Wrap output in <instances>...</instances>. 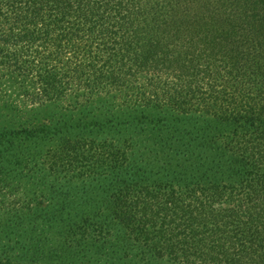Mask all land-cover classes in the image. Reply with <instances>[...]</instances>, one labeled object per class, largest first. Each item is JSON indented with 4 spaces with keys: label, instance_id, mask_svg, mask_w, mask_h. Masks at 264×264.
Wrapping results in <instances>:
<instances>
[{
    "label": "trees",
    "instance_id": "obj_1",
    "mask_svg": "<svg viewBox=\"0 0 264 264\" xmlns=\"http://www.w3.org/2000/svg\"><path fill=\"white\" fill-rule=\"evenodd\" d=\"M9 76L30 105H97L90 124L121 137L62 148L69 168L110 180L70 214L73 233L101 240L115 222L145 256L264 264V0H0ZM168 122L160 172L126 174L139 126Z\"/></svg>",
    "mask_w": 264,
    "mask_h": 264
},
{
    "label": "rangeland",
    "instance_id": "obj_2",
    "mask_svg": "<svg viewBox=\"0 0 264 264\" xmlns=\"http://www.w3.org/2000/svg\"><path fill=\"white\" fill-rule=\"evenodd\" d=\"M20 83L10 76L0 80V134L5 137L0 145V263L178 264L139 254L123 241L115 222L110 223L112 235L101 240L92 234L82 237L73 233L76 220L70 214L81 213L88 198L101 193L110 180L105 168L96 174L86 165L69 168L62 148L67 141L120 146L121 137L90 124L93 116L105 114L97 105L77 111L68 110L64 103L30 105ZM140 112L133 108L128 114ZM152 113L154 119L162 115ZM168 124L139 126L144 132L135 146L137 154L124 169L126 174L145 163L153 177L160 172L161 165L155 161L159 137L175 136ZM28 130L37 134L29 136ZM92 160L91 165L95 158ZM91 201L97 202L95 198Z\"/></svg>",
    "mask_w": 264,
    "mask_h": 264
}]
</instances>
